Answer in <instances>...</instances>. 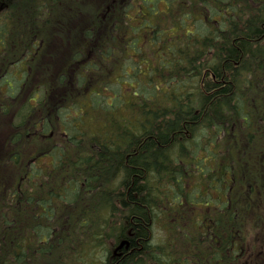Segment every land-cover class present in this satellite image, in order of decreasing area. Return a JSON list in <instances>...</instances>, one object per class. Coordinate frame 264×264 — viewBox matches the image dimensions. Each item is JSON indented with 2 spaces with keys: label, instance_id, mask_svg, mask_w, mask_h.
<instances>
[{
  "label": "trees",
  "instance_id": "trees-1",
  "mask_svg": "<svg viewBox=\"0 0 264 264\" xmlns=\"http://www.w3.org/2000/svg\"><path fill=\"white\" fill-rule=\"evenodd\" d=\"M0 87V264H264V0H0Z\"/></svg>",
  "mask_w": 264,
  "mask_h": 264
},
{
  "label": "rangeland",
  "instance_id": "rangeland-1",
  "mask_svg": "<svg viewBox=\"0 0 264 264\" xmlns=\"http://www.w3.org/2000/svg\"><path fill=\"white\" fill-rule=\"evenodd\" d=\"M57 43L63 44V41L59 40V39L54 41V43L52 44V47L54 48V55L56 57H48V59H43L39 64V68H40L38 70L39 74H42L41 69L45 64L53 71L57 67V65L61 62V56L58 53L60 52L63 45L59 46V45H57ZM67 46H70V44H67ZM68 61H71V57L68 59ZM1 65H3V64H1ZM17 67L18 66H15V67H12L10 69V72H12V76H11L12 80L11 81L13 83H16L18 81V79H21L23 76L22 71L20 69H18ZM26 68H27L26 64L22 63V69L26 70ZM98 74H100V72L94 73L95 76H97ZM38 79H39V76L35 73L32 76L30 87H33V82L37 81ZM130 81L131 80L128 79V81H126L127 83H122V85H120V88L118 89V94L121 92L125 93V92L129 91L128 85L130 84ZM2 90L5 92V89L3 87H0V92ZM108 93L113 94V91L110 90V91H108ZM130 96L132 97V99L135 98L133 94L127 93V94H122V99H125V100L130 99ZM9 116L10 115L0 114V156L2 153H4L5 158H6L7 139H8V135H9L8 134V132H9ZM95 127H97V125H95ZM204 135L206 138L207 134L205 132H204ZM202 145H203L202 139H201V137H198L197 144L190 146L191 152L193 153L196 150H201ZM204 157L205 156L203 154H200V159L202 160L201 163L205 164L209 169H212V167L214 166V163H212L213 161H209L207 158H204ZM201 163H200V165H201ZM211 164H212V167H210ZM197 170L203 171L201 166H198ZM225 177H228V173L225 174ZM196 181H198V180L195 178H191L187 181L186 184H188L187 185L188 192L193 193V194L197 193L198 187L194 184V182H196ZM202 193L204 195V199L203 200H197L195 202H191L190 203L191 205L188 207V210H187L189 218L194 220V221H199L201 219L200 215L202 214V212L209 209V208H204L207 204L206 200L210 199V196L208 195L209 192L202 190ZM211 193H213L212 189H211ZM171 194H172V187H171L170 195ZM257 197H258L257 199L259 201L264 200V190H258ZM202 208H204L203 211H202ZM184 218L179 219L180 222L183 223V225H182L183 227H185V225H186V223L183 221ZM165 222H166L165 214L162 212L160 214L158 213V218H157V221L155 223V228H154L155 241H159V240H162L165 238L166 233H167L166 227H165ZM261 234L262 235H260L259 239L256 236L252 235V243H254V245H256L258 248L264 246V234L263 233H261ZM250 238H251V235H250ZM95 261H96V263H98L100 261V257L99 256L96 257Z\"/></svg>",
  "mask_w": 264,
  "mask_h": 264
}]
</instances>
